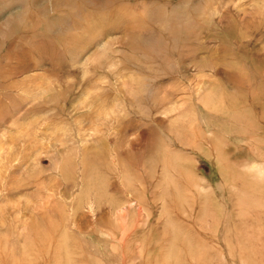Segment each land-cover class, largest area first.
Instances as JSON below:
<instances>
[{"label": "rangeland", "instance_id": "1", "mask_svg": "<svg viewBox=\"0 0 264 264\" xmlns=\"http://www.w3.org/2000/svg\"><path fill=\"white\" fill-rule=\"evenodd\" d=\"M0 264H264V0H0Z\"/></svg>", "mask_w": 264, "mask_h": 264}]
</instances>
